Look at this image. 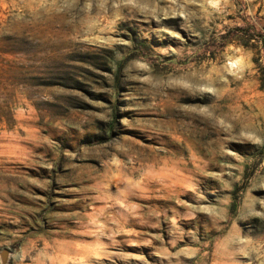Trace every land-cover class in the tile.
I'll return each instance as SVG.
<instances>
[{
  "label": "rangeland",
  "instance_id": "374dc122",
  "mask_svg": "<svg viewBox=\"0 0 264 264\" xmlns=\"http://www.w3.org/2000/svg\"><path fill=\"white\" fill-rule=\"evenodd\" d=\"M2 250L264 264V0H0Z\"/></svg>",
  "mask_w": 264,
  "mask_h": 264
},
{
  "label": "water",
  "instance_id": "95a60500",
  "mask_svg": "<svg viewBox=\"0 0 264 264\" xmlns=\"http://www.w3.org/2000/svg\"><path fill=\"white\" fill-rule=\"evenodd\" d=\"M7 254H8V251L7 250H2L0 252V258H1L2 263H6Z\"/></svg>",
  "mask_w": 264,
  "mask_h": 264
},
{
  "label": "bare ground",
  "instance_id": "6f19581e",
  "mask_svg": "<svg viewBox=\"0 0 264 264\" xmlns=\"http://www.w3.org/2000/svg\"><path fill=\"white\" fill-rule=\"evenodd\" d=\"M238 61V59L234 60V61H231V63H236ZM239 62V61H238ZM237 62V63H238ZM240 66V65H239Z\"/></svg>",
  "mask_w": 264,
  "mask_h": 264
}]
</instances>
